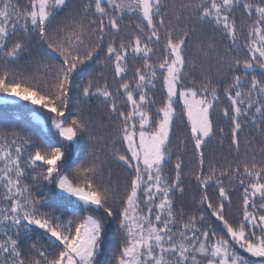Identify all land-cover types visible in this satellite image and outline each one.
I'll return each mask as SVG.
<instances>
[{
    "label": "snow or ice",
    "instance_id": "snow-or-ice-1",
    "mask_svg": "<svg viewBox=\"0 0 264 264\" xmlns=\"http://www.w3.org/2000/svg\"><path fill=\"white\" fill-rule=\"evenodd\" d=\"M0 264H264V0H0Z\"/></svg>",
    "mask_w": 264,
    "mask_h": 264
},
{
    "label": "trees",
    "instance_id": "trees-1",
    "mask_svg": "<svg viewBox=\"0 0 264 264\" xmlns=\"http://www.w3.org/2000/svg\"><path fill=\"white\" fill-rule=\"evenodd\" d=\"M191 195H192V192H189V194H188V197L190 198V197H191Z\"/></svg>",
    "mask_w": 264,
    "mask_h": 264
}]
</instances>
